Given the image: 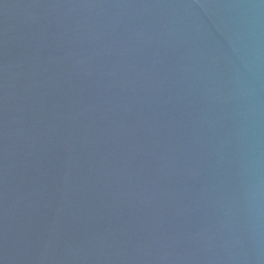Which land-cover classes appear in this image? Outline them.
Instances as JSON below:
<instances>
[{
  "label": "water",
  "instance_id": "95a60500",
  "mask_svg": "<svg viewBox=\"0 0 264 264\" xmlns=\"http://www.w3.org/2000/svg\"><path fill=\"white\" fill-rule=\"evenodd\" d=\"M0 264H264V0H0Z\"/></svg>",
  "mask_w": 264,
  "mask_h": 264
}]
</instances>
